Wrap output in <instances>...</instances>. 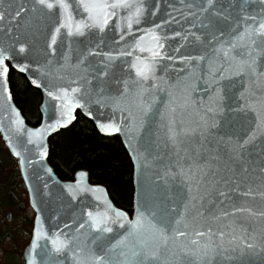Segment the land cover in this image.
I'll list each match as a JSON object with an SVG mask.
<instances>
[{
	"label": "water",
	"instance_id": "water-1",
	"mask_svg": "<svg viewBox=\"0 0 264 264\" xmlns=\"http://www.w3.org/2000/svg\"><path fill=\"white\" fill-rule=\"evenodd\" d=\"M50 2L55 5L52 9L38 0H0V15H3L0 136L15 158L33 210L30 237L21 249L20 264H97L96 257H104L108 264H136L139 258L133 257L132 251L134 245L139 247L137 241L144 240L151 250L156 243L151 226L163 224L175 228L173 221L184 213L189 198L198 195L195 184L186 191L189 185L167 175L169 170L179 171L182 163L173 155L167 140L170 120L175 117L177 127L180 121L184 127H196L202 117L211 122L212 114L205 115L206 108L212 106L210 98L219 88L224 97L223 111L215 116L218 127L213 129L214 136L230 137L234 146L237 138H246L254 127V114L239 110L244 104L238 98L239 93L247 87L248 80L240 76L219 79L222 74L229 76L225 71L228 62L216 50L227 48L224 42L247 27L258 26L264 19V3L261 0H213L211 4L208 0H128L130 7L115 9L116 15L109 19L103 31L91 27L85 28L83 35H69V29L61 27L62 24L95 21L88 19L81 0H66L67 12L56 0ZM17 12L20 14L16 15ZM69 14L71 21L67 19ZM248 17H255V22ZM153 35L161 38L162 56L155 64V79L143 81L136 76L132 65L138 64L137 58L150 57L148 51L141 52L139 48H155ZM108 54L114 59L109 60ZM201 56L203 60L193 59ZM9 67L23 73L40 92L39 119L35 124L26 121L13 100ZM216 68L220 69L215 72L218 84L212 83L214 77L210 74ZM231 70H238V65L233 63ZM185 102L188 106L180 107ZM149 105L151 108L145 111ZM171 107H177L175 114ZM76 111L89 118L100 134L119 136L131 163L129 211L115 204L104 184L90 181L86 168H76L70 178H60L49 163L50 136L68 126ZM108 125L120 130H102V126ZM262 168L264 138L247 145L236 164L225 156L219 177L243 181L241 189L252 188L254 195L241 198L230 193L231 202L225 200L224 204L217 203L215 207L205 204V207L217 212L235 203L247 204L257 213L264 211V199L256 194L264 190ZM203 191L201 187L199 194ZM118 212L124 216L117 217ZM141 213L143 229L129 236V222L136 221ZM93 218H106L107 224L101 228L107 226L112 231L96 229ZM208 224L214 231L226 232L225 247H237L231 253L233 259L218 260L217 264H264V216L229 217ZM180 230H184L183 226ZM233 236L236 240L229 244ZM193 239L196 237L190 235L172 240L169 248L195 247L190 243ZM61 242L65 247L57 251ZM200 242L206 241L201 238ZM246 244L255 247L249 249ZM121 252L125 255H120ZM164 258L173 260L171 255Z\"/></svg>",
	"mask_w": 264,
	"mask_h": 264
},
{
	"label": "snow or ice",
	"instance_id": "snow-or-ice-1",
	"mask_svg": "<svg viewBox=\"0 0 264 264\" xmlns=\"http://www.w3.org/2000/svg\"><path fill=\"white\" fill-rule=\"evenodd\" d=\"M213 0H208L211 4ZM264 3V0H261ZM38 3L44 5L48 9H52L55 5L50 0H38ZM59 7L63 8L65 12L69 9V4L66 0H56ZM84 9L88 12L89 20L95 21V23H76L70 22L62 24L61 27L69 29V35L78 34L83 35L85 28L98 27L103 31L104 26L108 24L109 19L116 15L115 9L130 7L128 0H91V2H85L81 0ZM141 9H137V16H139ZM20 13L17 12L16 15ZM3 19V15H0V20ZM68 21H71L70 14L67 17ZM255 22V17H248ZM139 22L138 20L136 21ZM131 22L128 27L131 28ZM57 32L60 28L56 29ZM220 35H223L222 33ZM123 38V37H122ZM218 37H214L217 39ZM155 48L145 49L139 48L141 52L148 51L150 57L146 60L138 59V64H133L132 67L136 70V76L147 81L150 78L155 79V64L156 61L161 58L162 54L160 49L163 48V44L160 43V37L153 35L152 37ZM199 40V37H196ZM56 37H52V42L55 43ZM228 45L227 48L223 46L216 50L218 54L222 53L224 60L228 62V68L225 69L229 72V76L221 75L219 79H227L231 76L246 77L248 80L247 87L239 93V99L244 101L243 106L239 109L241 111L248 110L254 114L255 124L253 129L246 138H237L235 145L233 146L232 138L216 137L213 134V129L218 127L215 122V116L223 111L224 97L221 95L219 88L215 90L214 96H212V106L206 108V114L211 113V122L207 118H201L199 124L196 127H184L183 121H180V126L177 127V120L175 117L170 120L167 125V140L169 146L173 150V155L176 157L179 164V171L176 173L169 170L167 175L172 180L180 178L182 183L189 185L186 191H190V186L195 184L198 195L191 196L189 202L185 204V211L181 214L179 219L173 221L175 228H170L167 225L161 224L157 226L153 224L151 226L154 233V240L156 241L154 247L149 250L144 240H138L139 247L133 246L132 256L139 258L136 260V264H217L218 260H231L234 257L231 253L237 251V247L229 249L225 247L223 240L226 235L225 231L216 230L208 224L209 221H219L229 217L240 216H264V211L255 212L247 204H235L230 203L228 208L218 209L217 212H212L205 207V204L216 206L217 203L224 204L225 200L231 202V194H234L241 198L252 197L254 195L252 188L245 190L241 189L243 181L237 182L234 177L224 179L219 177L220 163L227 157V160L233 164L238 163L242 159V153L245 147L255 142L258 138H264V19H262L258 26L247 27L244 32L238 34L231 40L224 42ZM139 47V45H137ZM23 51V48H21ZM94 53H89L93 55ZM125 55V53H121ZM131 55V53H127ZM107 58L109 60L114 59L110 54ZM203 60L204 57L193 58ZM3 61L0 59V64ZM233 63L238 65V70H231ZM231 70V71H230ZM7 69H4L6 72ZM220 71L219 68L210 70V74L213 75L212 83L218 84L219 80L215 78V72ZM74 92L79 89H73ZM171 95V93H169ZM195 103V101H191ZM188 103L180 107H187ZM151 105L145 109L148 111ZM172 113L177 112V107H171ZM102 130L119 131L120 129L113 125L102 126ZM239 150V151H238ZM223 151V155L221 154ZM227 167V166H226ZM241 170L243 167L241 166ZM264 172V168L261 169ZM235 172V169H233ZM220 185V187H217ZM203 187L204 191L199 194V190ZM262 199H264V190L256 193ZM91 217V213H89ZM117 217H123V213H116ZM94 226L96 229L103 232H111L110 227H103L101 225L107 224V219H95ZM143 213H141L136 221L131 224V231L129 236L137 235L141 229H143ZM236 221H233L235 223ZM123 226V225H121ZM180 226H183L184 230H180ZM206 230H203L205 229ZM189 229H193L190 231ZM246 232L247 229H244ZM172 233V234H170ZM194 235L196 239L191 240V245L195 247H189L187 245H177L175 250L169 248V242L172 240H179L181 237H188ZM201 238L206 242L201 244ZM215 238V239H214ZM127 239V238H125ZM236 240L233 236L231 244ZM219 241V242H216ZM123 244V241L120 242ZM65 245L63 242L56 248L57 251H61ZM115 247H120L116 245ZM246 247L252 249L254 244H246ZM120 255L124 256L125 253L121 252ZM167 255L173 256V260H166L164 257ZM97 264H108L104 257H96ZM83 264V262H79ZM131 264V262H130Z\"/></svg>",
	"mask_w": 264,
	"mask_h": 264
},
{
	"label": "trees",
	"instance_id": "trees-1",
	"mask_svg": "<svg viewBox=\"0 0 264 264\" xmlns=\"http://www.w3.org/2000/svg\"><path fill=\"white\" fill-rule=\"evenodd\" d=\"M8 77L14 102L27 122L34 124L39 119V90L12 68ZM33 98L34 112L30 113ZM48 161L60 178H70L76 168H86L89 180L104 184L115 204L128 211L131 209V163L119 136L100 134L93 122L79 111L68 126L50 136ZM125 164L129 168L125 180L130 185V192L128 200L123 202L109 182L121 176ZM0 170L7 171V185L0 183V264H20L21 249L30 237L33 210L28 204L15 158L1 136ZM3 199L12 207V219H7L6 213L3 215Z\"/></svg>",
	"mask_w": 264,
	"mask_h": 264
},
{
	"label": "rangeland",
	"instance_id": "rangeland-1",
	"mask_svg": "<svg viewBox=\"0 0 264 264\" xmlns=\"http://www.w3.org/2000/svg\"><path fill=\"white\" fill-rule=\"evenodd\" d=\"M34 102H35V98L32 99V102L29 106L30 113L34 112V109H33ZM6 163L7 162H5V164ZM128 172H129L128 165L125 164L124 168L122 169L121 176L117 178L115 181L109 182L113 186L116 196L123 202H126L128 200V194L130 192V185L125 180V177L127 176ZM6 178H7V171L5 172V171L0 170V183L6 184L7 183ZM2 202H3L2 204L4 207L3 209V215H4L5 213L10 212L12 210V207L5 203L6 202L5 199H3ZM12 217H13L12 214H10V216L7 219H12Z\"/></svg>",
	"mask_w": 264,
	"mask_h": 264
},
{
	"label": "flooded vegetation",
	"instance_id": "flooded-vegetation-1",
	"mask_svg": "<svg viewBox=\"0 0 264 264\" xmlns=\"http://www.w3.org/2000/svg\"><path fill=\"white\" fill-rule=\"evenodd\" d=\"M10 68H12V67H9V70H10ZM12 69H13V68H12ZM13 70H15V69H13ZM15 71H16V72H19V71H17V70H15ZM19 73H21V72H19ZM21 74H22V75L24 76V78L27 80V78L25 77V75H24L23 73H21ZM8 75H9V71H8ZM8 81H9V77H8ZM27 82L29 83L28 80H27ZM29 84H30V83H29ZM30 85H31V84H30ZM9 86H10V84H9ZM31 86H32V85H31ZM36 89H37V88H36ZM10 90H11V89H10ZM11 94H12V93H11ZM40 99H41V95H40ZM40 99H39V102H40ZM39 102H38V104H39ZM38 104H37V109H38ZM38 112H39V111H38ZM26 121H27V120H26ZM37 121H38V120H37ZM37 121H36V122H37ZM36 122H35V123H36ZM35 123H34V124H35ZM31 124H32V123H31ZM131 193H132V189H131ZM9 216H10V215H9ZM9 216H8V217H9ZM6 217H7V213H6ZM8 217H7V218H8Z\"/></svg>",
	"mask_w": 264,
	"mask_h": 264
}]
</instances>
